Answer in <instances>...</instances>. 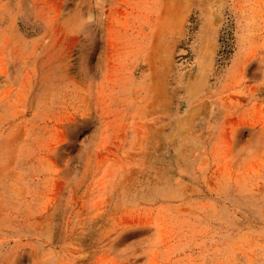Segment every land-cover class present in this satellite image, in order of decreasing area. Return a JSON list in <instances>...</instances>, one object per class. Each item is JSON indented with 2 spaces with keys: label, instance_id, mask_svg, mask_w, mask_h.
<instances>
[{
  "label": "rangeland",
  "instance_id": "obj_1",
  "mask_svg": "<svg viewBox=\"0 0 264 264\" xmlns=\"http://www.w3.org/2000/svg\"><path fill=\"white\" fill-rule=\"evenodd\" d=\"M0 264H264V0H0Z\"/></svg>",
  "mask_w": 264,
  "mask_h": 264
},
{
  "label": "bare ground",
  "instance_id": "obj_2",
  "mask_svg": "<svg viewBox=\"0 0 264 264\" xmlns=\"http://www.w3.org/2000/svg\"><path fill=\"white\" fill-rule=\"evenodd\" d=\"M149 232H150V231H149ZM141 235H142V234H141ZM141 235H140V236H141ZM150 236H151L150 234H147V237H148V238H149Z\"/></svg>",
  "mask_w": 264,
  "mask_h": 264
}]
</instances>
